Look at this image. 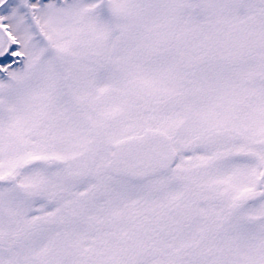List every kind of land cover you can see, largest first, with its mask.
Wrapping results in <instances>:
<instances>
[{
	"label": "snow or ice",
	"instance_id": "snow-or-ice-1",
	"mask_svg": "<svg viewBox=\"0 0 264 264\" xmlns=\"http://www.w3.org/2000/svg\"><path fill=\"white\" fill-rule=\"evenodd\" d=\"M0 264H264V0H0Z\"/></svg>",
	"mask_w": 264,
	"mask_h": 264
}]
</instances>
